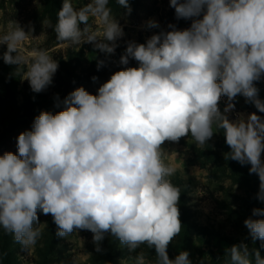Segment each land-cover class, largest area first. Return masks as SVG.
Masks as SVG:
<instances>
[{
    "label": "clouds",
    "instance_id": "clouds-1",
    "mask_svg": "<svg viewBox=\"0 0 264 264\" xmlns=\"http://www.w3.org/2000/svg\"><path fill=\"white\" fill-rule=\"evenodd\" d=\"M169 3L176 19L190 20V27L169 24L145 43L128 41L119 63L128 65L131 58L138 67L116 71L95 95L76 88L62 110L42 111L31 130L18 135L16 153L0 155V228L22 247L41 237L42 213L52 216L57 238L90 231L97 252L111 235L129 252L146 245L155 254L154 264H193L188 251L175 258L167 251L183 225L181 188L171 180L177 169L165 163L162 146L190 136L203 148L214 128L223 131L230 148L226 158L250 165L249 173L258 176L256 198L264 202V118L253 112L231 121L225 115L238 95L264 113L256 87L264 78V0ZM116 4L131 11L129 0ZM90 17L102 26L99 39ZM11 23L0 35V46H6L0 58L17 68L27 63L22 79L40 93L52 84L58 61L45 50H33L28 63L21 46L32 30ZM43 24L52 27L50 21ZM147 27L160 25L149 20ZM53 30L60 42L91 43L105 54H114L124 36L109 0H90L79 9L63 0ZM104 64L98 61L97 68ZM223 97L228 103L221 112ZM252 216L264 217V208H253ZM244 225L252 241L264 247V218L249 217ZM225 253L230 264H264L260 251L244 242ZM133 259L150 264L143 252Z\"/></svg>",
    "mask_w": 264,
    "mask_h": 264
},
{
    "label": "rangeland",
    "instance_id": "rangeland-1",
    "mask_svg": "<svg viewBox=\"0 0 264 264\" xmlns=\"http://www.w3.org/2000/svg\"><path fill=\"white\" fill-rule=\"evenodd\" d=\"M90 0H72L73 7H84ZM63 0H0V35L11 29V22H17L31 34L21 46V54L31 62L33 50H45L58 61V70L53 82L44 91L34 93L26 79L27 63L17 68L5 64L0 58V155L4 152H17V137L31 130L34 118L42 111L56 113L63 109V100L78 87H84L91 94L116 71L126 67H138V62L129 59L128 65L119 63L127 42L145 43L153 34L169 30L174 24L178 29L190 27L191 21L175 17L169 0H129L131 11L109 0L124 36L117 41L114 54H105L91 43L69 46L56 39L53 30L58 11ZM50 21L52 27H45L43 21ZM155 20L159 28H148L147 22ZM89 24L102 35V26L95 18ZM14 28L15 24L11 23ZM83 28V25H81ZM38 37V38H34ZM6 46H0V56ZM105 61L97 68L98 61ZM93 77H97L93 81ZM259 98L264 100V82L256 84ZM240 114L258 112L252 103L243 97L238 105ZM229 119V118H228ZM231 120V119H229ZM235 121V120H231ZM212 138L203 148L197 147L190 136L178 143L165 142L163 159L177 171L171 177L172 183L181 188L179 201L180 219L183 225L180 234L168 246L170 258L180 251H188L193 264H230L225 249L233 244L244 242L249 249L260 251L264 257V247L259 240L253 242L244 220L264 218L252 216L253 208H264V202L256 197L259 191V178L250 174V165H241L227 159L230 152L222 130L214 128ZM42 235L36 245L28 248L15 242L11 234L0 228V264H134L137 253L143 252L150 264H154L153 250L141 245L136 252L128 249L111 235L101 242V251H96L93 234L87 230L73 232L60 239L55 233L57 226L52 216L38 213Z\"/></svg>",
    "mask_w": 264,
    "mask_h": 264
},
{
    "label": "built area",
    "instance_id": "built-area-1",
    "mask_svg": "<svg viewBox=\"0 0 264 264\" xmlns=\"http://www.w3.org/2000/svg\"><path fill=\"white\" fill-rule=\"evenodd\" d=\"M264 82V78H262L260 81L256 82V84ZM243 98V96H237L235 98V100L233 101L235 107L234 109L230 110L229 112L225 113V115H227V117L231 120H236L238 118V116L240 115V111L238 110V105L240 100ZM228 103L227 98L223 97L219 103V108L221 110V112L224 111V108L226 106V104Z\"/></svg>",
    "mask_w": 264,
    "mask_h": 264
},
{
    "label": "bare ground",
    "instance_id": "bare-ground-1",
    "mask_svg": "<svg viewBox=\"0 0 264 264\" xmlns=\"http://www.w3.org/2000/svg\"><path fill=\"white\" fill-rule=\"evenodd\" d=\"M240 115H242L244 118H246V117H247V116H246V114H244V113H243V114H240ZM240 115H239V116H240Z\"/></svg>",
    "mask_w": 264,
    "mask_h": 264
}]
</instances>
